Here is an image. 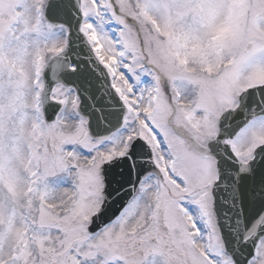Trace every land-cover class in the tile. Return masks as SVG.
Masks as SVG:
<instances>
[{"label": "snow or ice", "instance_id": "snow-or-ice-1", "mask_svg": "<svg viewBox=\"0 0 264 264\" xmlns=\"http://www.w3.org/2000/svg\"><path fill=\"white\" fill-rule=\"evenodd\" d=\"M0 264H264V0H0Z\"/></svg>", "mask_w": 264, "mask_h": 264}]
</instances>
